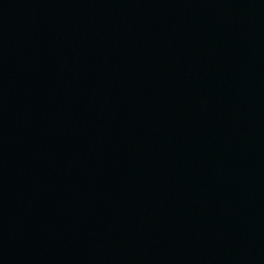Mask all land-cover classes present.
<instances>
[{"label": "water", "instance_id": "obj_1", "mask_svg": "<svg viewBox=\"0 0 264 264\" xmlns=\"http://www.w3.org/2000/svg\"><path fill=\"white\" fill-rule=\"evenodd\" d=\"M0 264H264V0H0Z\"/></svg>", "mask_w": 264, "mask_h": 264}]
</instances>
